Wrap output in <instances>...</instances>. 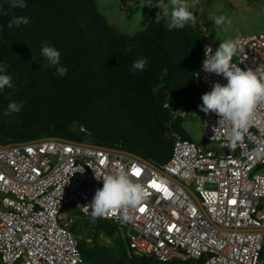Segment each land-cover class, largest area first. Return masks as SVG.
<instances>
[{
    "label": "built area",
    "instance_id": "built-area-1",
    "mask_svg": "<svg viewBox=\"0 0 264 264\" xmlns=\"http://www.w3.org/2000/svg\"><path fill=\"white\" fill-rule=\"evenodd\" d=\"M240 40L243 51L231 63L242 70L264 68V33ZM206 45L216 51L204 42V58ZM196 74L205 93L215 82L227 83L206 73L202 63ZM201 115L202 143L170 134L172 154L159 167L61 138L0 144L1 262L82 264L71 228L79 215L98 219L88 207L103 187L95 176L123 167L148 198L129 210L130 221L121 212L101 219L119 228L132 254L174 264H264V105L257 106L235 148L228 147L227 124L214 133L219 117Z\"/></svg>",
    "mask_w": 264,
    "mask_h": 264
},
{
    "label": "trees",
    "instance_id": "trees-1",
    "mask_svg": "<svg viewBox=\"0 0 264 264\" xmlns=\"http://www.w3.org/2000/svg\"><path fill=\"white\" fill-rule=\"evenodd\" d=\"M24 2L20 9L0 0V64H7L14 85L0 90L1 145L61 138L126 152L159 167L171 157L170 134L190 139L184 116L201 105L205 93L196 76L204 58L197 27L169 30L154 20L127 35L108 23L96 0ZM14 16L28 23L9 28ZM44 45L60 51L65 76L44 67ZM138 58L147 59L145 69L130 71ZM12 102L21 111L9 112ZM96 230L114 247L78 240L82 264H174L132 254L110 221L98 218L89 233Z\"/></svg>",
    "mask_w": 264,
    "mask_h": 264
},
{
    "label": "clouds",
    "instance_id": "clouds-1",
    "mask_svg": "<svg viewBox=\"0 0 264 264\" xmlns=\"http://www.w3.org/2000/svg\"><path fill=\"white\" fill-rule=\"evenodd\" d=\"M197 3L198 0H192L191 5L187 0H169L171 13L168 29L183 28L189 22L195 25L196 17L189 7L195 8ZM152 4L153 2L148 3V5ZM10 6L23 9L26 4L24 0H10ZM155 6L162 10L164 17L169 16L168 7L164 6L162 9L160 0ZM160 19L161 14L158 13L156 23ZM209 19L213 20L217 27L224 25L227 21L224 15H210ZM27 23V17L14 16L9 21L8 27H19ZM241 43L239 37L220 42L215 52L210 45H206L205 58L202 61V67L206 73H214L227 80L226 84L215 82L212 90L202 95L200 111L206 115L215 113L219 117L218 127H213L214 133L225 124L229 126L230 143L228 147L230 148H235L237 143L243 139L257 106L264 105V68L242 70L231 63L234 55L238 51H243ZM41 54L47 60L44 67H54L56 75L60 77L67 74V68L60 64L61 53L54 46H42ZM147 63L146 58H138L132 64L130 71H143ZM7 68V64H0V90L11 89L14 86L12 77L7 74ZM196 75L198 77V74ZM166 106L169 107L168 104ZM21 108L22 105L15 102L8 105L9 112L18 113ZM95 178L103 180V187L96 190L92 203L88 205L94 218L107 217L110 214L121 212L122 219L130 221L132 216L129 214V210L138 208L148 198L149 193L145 186L134 181L131 172L126 171L123 167L112 174L103 177L96 175Z\"/></svg>",
    "mask_w": 264,
    "mask_h": 264
},
{
    "label": "rangeland",
    "instance_id": "rangeland-1",
    "mask_svg": "<svg viewBox=\"0 0 264 264\" xmlns=\"http://www.w3.org/2000/svg\"><path fill=\"white\" fill-rule=\"evenodd\" d=\"M248 8L233 6L229 0H198L195 8L189 7L196 17L197 27L204 36V42L211 44L216 50L220 42L235 39L237 37L252 36L264 33V0H245ZM99 11L103 14L109 24L115 26L121 33L134 35L143 30L152 21L156 20L158 13L161 21L168 27L171 6L169 0H160L162 9L168 7L169 16L164 17L162 10L155 6L158 0H96ZM153 2L152 5L148 3ZM191 5L192 0H187ZM210 15H224L227 21L224 25L217 27ZM186 25H192L191 22ZM237 57V53L233 58ZM202 106V104L200 105ZM200 106L184 116V129L191 141L202 143L203 135L201 129L202 111ZM76 217L73 225H78L76 231H72L77 240H85L88 243L95 242L114 247L112 239L101 231L89 229L96 227V221ZM93 225L92 227L90 226ZM86 226V228H85ZM0 264H3L0 260Z\"/></svg>",
    "mask_w": 264,
    "mask_h": 264
},
{
    "label": "water",
    "instance_id": "water-1",
    "mask_svg": "<svg viewBox=\"0 0 264 264\" xmlns=\"http://www.w3.org/2000/svg\"><path fill=\"white\" fill-rule=\"evenodd\" d=\"M230 1V3L233 5V6H238V7H245V8H248V6H247V2L245 1V0H229ZM163 88H165V86H162L161 88H160V90L161 89H163ZM159 90V91H160ZM159 93V92H158ZM165 100V96L164 97H161V96H158V101L159 102H163Z\"/></svg>",
    "mask_w": 264,
    "mask_h": 264
},
{
    "label": "snow or ice",
    "instance_id": "snow-or-ice-1",
    "mask_svg": "<svg viewBox=\"0 0 264 264\" xmlns=\"http://www.w3.org/2000/svg\"><path fill=\"white\" fill-rule=\"evenodd\" d=\"M140 172H141V170L139 168H135L133 170V175L139 176L140 175ZM153 186L156 187V188H159L160 187L159 185H153ZM164 191H167V189H164ZM230 202L231 203H235L236 201L233 200V201H230ZM140 211L143 212V211H145V209L142 207V208H140Z\"/></svg>",
    "mask_w": 264,
    "mask_h": 264
}]
</instances>
